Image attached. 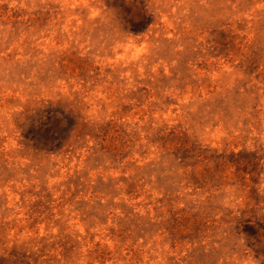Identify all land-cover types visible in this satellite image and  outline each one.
I'll return each mask as SVG.
<instances>
[{"label": "rangeland", "instance_id": "374dc122", "mask_svg": "<svg viewBox=\"0 0 264 264\" xmlns=\"http://www.w3.org/2000/svg\"><path fill=\"white\" fill-rule=\"evenodd\" d=\"M0 264H264V0H0Z\"/></svg>", "mask_w": 264, "mask_h": 264}, {"label": "trees", "instance_id": "16d2710c", "mask_svg": "<svg viewBox=\"0 0 264 264\" xmlns=\"http://www.w3.org/2000/svg\"><path fill=\"white\" fill-rule=\"evenodd\" d=\"M47 134H49V133H48V131H47ZM51 139H54V136H53V137H51ZM52 141H54V140H52Z\"/></svg>", "mask_w": 264, "mask_h": 264}]
</instances>
